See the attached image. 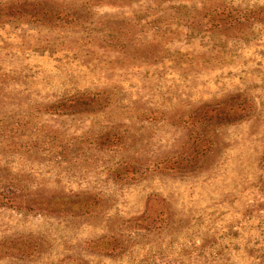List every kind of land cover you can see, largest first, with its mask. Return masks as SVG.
Returning <instances> with one entry per match:
<instances>
[{
    "label": "rangeland",
    "instance_id": "rangeland-1",
    "mask_svg": "<svg viewBox=\"0 0 264 264\" xmlns=\"http://www.w3.org/2000/svg\"><path fill=\"white\" fill-rule=\"evenodd\" d=\"M0 264H264V0H0Z\"/></svg>",
    "mask_w": 264,
    "mask_h": 264
}]
</instances>
